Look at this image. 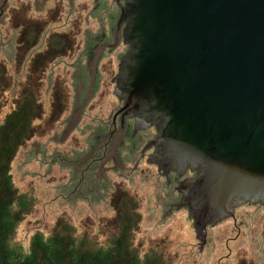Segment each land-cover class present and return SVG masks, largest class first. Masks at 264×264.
<instances>
[{"label":"rangeland","instance_id":"rangeland-1","mask_svg":"<svg viewBox=\"0 0 264 264\" xmlns=\"http://www.w3.org/2000/svg\"><path fill=\"white\" fill-rule=\"evenodd\" d=\"M41 1L7 0L8 8H14L13 14L10 16L6 11L0 19V71L4 69L6 83L0 89V117L27 90L35 93L43 109L41 117L33 121V136L17 149L10 163L13 186L17 193L27 195L31 203L17 224L10 244L26 250L29 236L35 230L49 234L62 216L77 234L85 233L105 244L114 229L116 202L125 194L131 209L138 214L131 232V245L140 257L145 253L159 255L162 264H264V205L241 202L232 209L231 216L225 215L213 224L201 226L191 218L182 200V190L196 178L195 170H191L194 173L188 180L185 177L189 173L182 172L178 181L172 174L167 181L163 176L164 165L158 162L159 167H155L139 152L129 155L119 152L123 162L110 160V155L101 172L108 182L105 191L92 185L76 187L80 172L76 169L74 154L87 151L85 138L90 134L88 137L93 141L91 129L96 122L106 120L117 105L113 77L122 47L103 54L95 66L96 90L85 105L79 104L76 108L72 78L78 54L90 37L85 31L96 30L99 10L110 3L100 2L94 8L91 0H72L70 4L61 0L55 11L51 8L58 0ZM109 11L115 13L113 7ZM21 27L30 30L29 36L34 28L43 29L37 45L28 52L14 49ZM53 31L65 32L70 47L62 57L33 71L30 54L42 51L46 33ZM19 43L25 46L23 39ZM79 59L88 77L86 58ZM177 169L171 168V171L177 173Z\"/></svg>","mask_w":264,"mask_h":264},{"label":"water","instance_id":"water-1","mask_svg":"<svg viewBox=\"0 0 264 264\" xmlns=\"http://www.w3.org/2000/svg\"><path fill=\"white\" fill-rule=\"evenodd\" d=\"M116 1L109 47L127 45L117 113L155 129L159 164L195 170L182 194L191 218L209 225L238 203L264 205V0Z\"/></svg>","mask_w":264,"mask_h":264},{"label":"trees","instance_id":"trees-1","mask_svg":"<svg viewBox=\"0 0 264 264\" xmlns=\"http://www.w3.org/2000/svg\"><path fill=\"white\" fill-rule=\"evenodd\" d=\"M62 37L65 38L64 53L70 43L67 36ZM3 72L1 69L0 89L6 87ZM1 106L0 101V109ZM42 113L35 93L27 90L13 102L12 109L0 117V264H162L159 255L145 253L140 257L131 245V232L138 214L131 209L130 199L125 194L120 197L122 202L120 199L116 202L114 229L105 244L85 233L77 234L63 216L58 217L49 234L35 230L29 236L26 250L10 244L17 224L31 206L29 197L17 193L13 186L10 163L17 149L33 136V121Z\"/></svg>","mask_w":264,"mask_h":264},{"label":"flooded vegetation","instance_id":"flooded-vegetation-1","mask_svg":"<svg viewBox=\"0 0 264 264\" xmlns=\"http://www.w3.org/2000/svg\"><path fill=\"white\" fill-rule=\"evenodd\" d=\"M35 3L37 0H33ZM44 1V0H42ZM41 1V2H42ZM58 0L54 1V5L51 9H57L60 6ZM70 4L72 0H67ZM94 8H98L99 3H105L109 1L110 5L103 6L101 11L98 13L101 15H97L96 24L97 28L95 31L86 30V34H90L89 39L85 40L83 43V47L81 52L78 54L77 62H75L76 73L72 78V86L74 89V97L73 104L76 105V108L79 104L82 106L85 105L89 98L93 95L96 90L97 82V69L95 68V72L93 75L92 83H90L89 76L87 77L86 70L83 69V66L80 64V57L84 56L86 58V65L97 57L96 67L103 54L106 52L110 53L114 49L122 47L121 52L118 55L116 68L118 67V63L120 62L121 57L127 50V45L122 42L121 37L116 40V43L113 47H109L113 41V25L116 20L118 14V4L116 0H91ZM122 3V1H119ZM113 7L115 13H110V9ZM50 9V10H51ZM49 10V12H50ZM13 14L14 8H8L7 0L0 1V19L3 17L4 12ZM51 13V12H50ZM11 16V15H10ZM10 18V17H9ZM42 23H46L43 21ZM41 31H43L42 27L38 29L34 28L32 35L29 36L30 30L28 28H20L18 42L16 40L15 50H23V52H28L32 50L40 40ZM45 39H43V49L42 51L37 50L35 53L30 54L29 62L32 65L31 67L34 70H38L40 67H44L51 60L56 59L58 57H62V35L67 36L65 32L62 34L58 31H53L51 34L46 33ZM49 36V37H48ZM19 39H23L25 46L21 47L19 43ZM30 41V43H28ZM40 45V44H39ZM79 63V64H78ZM45 69V68H43ZM117 70V69H116ZM114 84V83H113ZM53 96V94H52ZM116 97V96H115ZM56 98V97H54ZM88 99V100H87ZM56 100V99H55ZM117 105L113 107L110 113H108L107 119L104 121L96 122L97 124L92 130L93 141H90L89 135L85 138L86 142V150L83 152L75 153L74 159L77 160L76 169L79 170V180L76 187L83 188L92 185L95 189L98 187L105 188L108 185L104 177L105 165L108 163V159H110V155L112 156L110 160L123 162L122 154L119 152H123L124 154H131L133 151L139 152L142 158H145L148 162L153 163L155 167H159L158 160H156L154 154V146L151 143V138L155 134V129L152 126L149 127H139L136 128L133 123V118H123L117 110L121 107L122 101L116 97ZM145 128V129H142ZM84 132V131H83ZM122 160V161H121ZM164 178L169 181V175H173V178L178 181L179 173H184L183 175H189L185 178L188 180L194 171H191L188 167H186L181 172L171 171V166L164 165ZM193 178V177H192ZM102 180V181H101ZM102 182V183H101ZM185 187H181V190ZM184 191H182L183 193ZM172 206L169 205V210ZM232 213L230 214V216ZM202 226V225H201Z\"/></svg>","mask_w":264,"mask_h":264}]
</instances>
